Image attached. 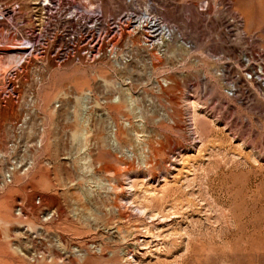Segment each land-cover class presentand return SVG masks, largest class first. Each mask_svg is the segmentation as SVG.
I'll use <instances>...</instances> for the list:
<instances>
[{
  "label": "rangeland",
  "instance_id": "1",
  "mask_svg": "<svg viewBox=\"0 0 264 264\" xmlns=\"http://www.w3.org/2000/svg\"><path fill=\"white\" fill-rule=\"evenodd\" d=\"M55 1L0 0V264H264V0Z\"/></svg>",
  "mask_w": 264,
  "mask_h": 264
},
{
  "label": "built area",
  "instance_id": "2",
  "mask_svg": "<svg viewBox=\"0 0 264 264\" xmlns=\"http://www.w3.org/2000/svg\"><path fill=\"white\" fill-rule=\"evenodd\" d=\"M55 4V0H48V3ZM48 10L53 8V5H48ZM47 7V6H46ZM81 8H85L84 5H82ZM80 8V9H81ZM78 7V11H80ZM15 13V9L10 8L6 10V16L13 15ZM82 12H80L81 14ZM85 13L92 19L94 20H99L100 18V13L98 8L93 9V10H85ZM75 14V13H74ZM79 13L76 12L75 15L72 16V18L78 20L80 16ZM100 38V37H99ZM98 39V38H97ZM95 39L92 41L93 48L90 49V52L85 53L89 58L90 57H95L100 51V48L95 50L96 46V41ZM30 49V47H27V50ZM77 48L74 47L72 51H69L67 53H59L57 55L58 60L60 61H66L68 59L75 58L76 55V50ZM97 52V53H96ZM108 53L113 54V47L110 46L108 48ZM15 76V70L13 68L9 69L6 71V73H3L0 75V98H13L15 102H20L19 98L16 97L15 91H14V85L11 83V80ZM22 102V101H21ZM26 105L33 104V97L28 96L25 101ZM31 119V115L27 113H23L19 119L16 121L9 123L7 127V132H8V139H7V152H2L0 150V185H8L12 184L15 181V175L17 174L18 171L22 170L23 172H27L29 168L31 167L30 163L22 162L19 160V158L16 155V152L18 151H29L31 148L33 150H38L42 147V139H38L35 142L32 143V145L28 144V139L27 137L24 139H19L16 138V135L19 133L26 132V126H27V121Z\"/></svg>",
  "mask_w": 264,
  "mask_h": 264
},
{
  "label": "bare ground",
  "instance_id": "3",
  "mask_svg": "<svg viewBox=\"0 0 264 264\" xmlns=\"http://www.w3.org/2000/svg\"><path fill=\"white\" fill-rule=\"evenodd\" d=\"M145 17H146V16H145ZM145 19H146V18H145ZM150 19L152 20V25H154V26L160 28V29L156 28L158 31L163 30L165 33L170 32L169 29H168L166 26H161V25L158 23V21H157L156 19H152V18H150ZM147 22H148V21H147ZM149 24H150V23H149ZM150 25H151V24H150ZM151 28H152V27H151Z\"/></svg>",
  "mask_w": 264,
  "mask_h": 264
}]
</instances>
